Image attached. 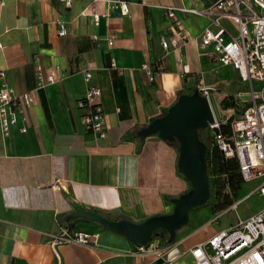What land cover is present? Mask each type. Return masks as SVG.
I'll use <instances>...</instances> for the list:
<instances>
[{
  "label": "crops",
  "instance_id": "obj_1",
  "mask_svg": "<svg viewBox=\"0 0 264 264\" xmlns=\"http://www.w3.org/2000/svg\"><path fill=\"white\" fill-rule=\"evenodd\" d=\"M4 1L0 74L5 77L0 75V86L6 83L18 95L31 93L34 104L10 135L0 132V264H194L192 250L219 232L209 223L230 209L215 214L208 207L195 215L193 210L201 208L190 210L176 242L149 253L137 252L136 243L99 224L66 218L89 210L140 223L173 213L172 201L192 189L179 171L176 142L158 135L124 137L161 117L181 92L207 87V72H216L211 80L229 90L232 80L244 84L232 67L216 60L212 47L201 48L199 36L214 28L207 17L178 13V28L191 40L179 52L162 47L163 38L173 32L165 7L203 10L217 0H130L129 16L100 1L99 24L85 16L91 0H72L71 7L60 0ZM60 23L68 30L64 37L58 35ZM223 24L236 34L231 21ZM180 54L190 66V78L182 76ZM157 64L164 71L151 82L144 67ZM38 66L57 82L39 87ZM87 73L92 74L89 80ZM244 85L230 95L244 97ZM90 87L101 91L106 139L88 132L83 123L79 103ZM22 126L26 133L19 130ZM63 228L97 235L94 246H54Z\"/></svg>",
  "mask_w": 264,
  "mask_h": 264
},
{
  "label": "built area",
  "instance_id": "obj_2",
  "mask_svg": "<svg viewBox=\"0 0 264 264\" xmlns=\"http://www.w3.org/2000/svg\"><path fill=\"white\" fill-rule=\"evenodd\" d=\"M67 7L72 6V0H60ZM107 1L115 10H119L123 16L130 14V0H91L90 7L85 16L94 24H99L101 15L96 2ZM5 6V1L0 0V8ZM167 16L172 22L173 32L171 36L162 40L165 51H181L191 40L190 35L178 28V13L194 14L211 19L214 28H206L198 40L201 48L212 47L213 54L223 66L232 67L246 85L247 92L244 97L238 96L243 105V113L239 119L231 125L229 135H224L220 128L221 122L215 118V123L210 126L214 137V143L221 151L225 161L236 160L240 176L244 183L260 182L258 190L264 197V0H217L214 5L206 9L173 8L165 7ZM231 21L236 26V34L233 35L224 21ZM68 30L64 23L59 24L58 35L64 37ZM110 40V44H112ZM182 66V76L190 78L191 69L184 62V56L180 54L178 59ZM150 81H155L164 71L162 65L153 67L145 66ZM5 77V73L0 74ZM91 79L92 74H86ZM56 78L51 74H45L41 66L37 68V83L39 87L56 83ZM258 85V89L255 85ZM203 96L210 100V89L198 88ZM101 97L100 89L90 87L85 98L79 106L84 111L83 123L86 130L99 139L108 137L105 128L104 114L98 99ZM247 98V99H246ZM34 98L31 93L18 95L14 89L6 83L0 86V132L3 136L10 135L19 119L24 115V110L31 108ZM22 133L27 128H19ZM233 205L230 210H235ZM97 235L87 232H72L63 228L62 232L55 236L53 245L76 244L88 248L94 246ZM147 246V245H146ZM137 245V252H158L161 247H149ZM194 264H264V210L248 218L239 221L234 226L221 230L212 236L205 244L192 250ZM167 264H175L169 260Z\"/></svg>",
  "mask_w": 264,
  "mask_h": 264
},
{
  "label": "water",
  "instance_id": "obj_3",
  "mask_svg": "<svg viewBox=\"0 0 264 264\" xmlns=\"http://www.w3.org/2000/svg\"><path fill=\"white\" fill-rule=\"evenodd\" d=\"M214 123L215 115L210 100L197 89L191 95L179 97L166 115L157 118L137 134L140 139L158 135L163 140L177 141L180 145L178 168L191 183L192 189L172 201L175 208L173 213L153 216L136 223L129 219L112 220L94 211L77 210L69 214L66 220L93 221L140 246L148 245L154 231L163 229L169 233L172 242L177 231L188 223L190 210L206 205L210 199L209 151L206 143L200 139L199 131L210 128Z\"/></svg>",
  "mask_w": 264,
  "mask_h": 264
},
{
  "label": "trees",
  "instance_id": "obj_4",
  "mask_svg": "<svg viewBox=\"0 0 264 264\" xmlns=\"http://www.w3.org/2000/svg\"><path fill=\"white\" fill-rule=\"evenodd\" d=\"M195 92V89H193L190 92H181L180 97L182 95H191ZM228 102V104L225 105V103ZM221 107L226 112H231L232 115L228 119L227 122H221V132L224 135H229L231 130V125L234 121L240 118V116L243 113V105L239 102L238 97L235 95H227L220 103ZM168 110H165L162 114V116L166 115ZM156 120V119H155ZM154 121V120H153ZM210 129V128H209ZM211 131V130H210ZM203 130L199 131L200 139L206 143L208 146L207 152V165H208V174H209V181H210V189H211V196L209 201L206 205L203 207H210L213 211V213H222L230 209L233 205H235L239 201V194L242 190V187L244 186V181L239 173V168L236 160H227L225 161L222 157L221 151L218 150L217 146L214 143V137L209 136V140H205L202 136ZM212 133V132H211ZM138 132H134L131 134H128L126 137H124V141H131L136 138H138ZM176 142L177 147L179 148V143ZM224 177V181L221 183L220 179ZM221 185V186H220ZM226 188V190H225ZM200 207V208H203ZM97 212V211H94ZM98 213V212H97ZM108 218V217H107ZM110 219V218H109ZM121 219H126L125 217H120L117 219L118 221ZM86 221L89 220L86 219H72L69 221ZM89 223L97 224L93 221H89ZM68 225V224H67ZM101 229L107 230L103 228L101 225H99ZM110 231V230H107ZM162 234V236L166 237V245L165 248L171 246L176 242L175 239L170 242V235L166 230L158 229L154 231L150 243L146 246L149 247L152 245L153 240L156 238V236H159V234ZM137 245V244H135ZM163 246V247H164ZM162 247V246H161Z\"/></svg>",
  "mask_w": 264,
  "mask_h": 264
},
{
  "label": "rangeland",
  "instance_id": "obj_5",
  "mask_svg": "<svg viewBox=\"0 0 264 264\" xmlns=\"http://www.w3.org/2000/svg\"><path fill=\"white\" fill-rule=\"evenodd\" d=\"M214 74L216 75V72L215 73L207 72L206 75L207 78H205L203 85L204 84L207 85L206 88H209L211 90L210 104L212 106L216 120L218 122L225 123L231 117L232 113L224 111L220 103L223 100V98H225L227 95L228 96L230 95V92L235 94V92L239 91L241 88H244L243 87L244 84H242L240 81L236 79L232 80V83L234 81V84L231 83L232 84V85L230 84L231 86L228 85L231 87V90H229L227 84L225 85L223 83H218L211 80L210 76L212 77ZM222 75H225L224 71H222ZM236 78H238L237 74H236ZM200 85L201 84H198V86ZM244 86L246 87V85ZM255 87L258 89L257 84L255 85ZM219 90L221 91L219 92ZM217 101L219 103V107L217 105L218 104ZM226 104H228V102H226L225 105ZM202 136H204L203 138L205 140L210 141L209 136H212L210 129L208 128L203 130ZM223 181H224V177L220 179L221 183ZM259 186H260V182H251V183L245 182L244 186L242 187V190L240 191L241 196L239 198V201L236 204L238 210L235 209L228 211L227 213L221 216L220 221L213 220L209 223L210 224L209 226L221 231L225 229L226 226H229L230 223L237 222L238 219L247 220L248 217L258 214L260 211H262V209L264 208V197L260 193L252 194L253 192H256L258 190ZM205 208L208 207H203L198 210H193L192 215L199 213ZM152 244H154V246L158 245L159 247L164 246L166 245V237L162 236V234L160 233L159 236H156V238L153 240Z\"/></svg>",
  "mask_w": 264,
  "mask_h": 264
}]
</instances>
